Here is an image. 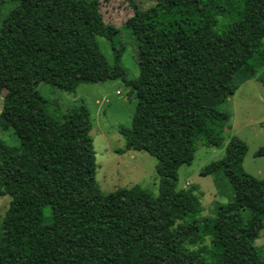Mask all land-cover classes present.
I'll return each mask as SVG.
<instances>
[{
    "label": "trees",
    "instance_id": "1",
    "mask_svg": "<svg viewBox=\"0 0 264 264\" xmlns=\"http://www.w3.org/2000/svg\"><path fill=\"white\" fill-rule=\"evenodd\" d=\"M0 28V264H264V179L243 167L246 142L231 137L204 176L223 172L233 198L215 217L194 189L179 188L197 142L226 143L231 115L220 109L238 86L264 83V0H156L126 22L138 46L140 75L128 78L123 48L111 65L98 37L113 45L99 0H16ZM220 18L229 19L219 31ZM122 80L137 100L126 148L157 159L159 194L139 185L104 194L95 181L93 120L85 104L63 118L37 89L67 92L80 83ZM264 157V148L256 153Z\"/></svg>",
    "mask_w": 264,
    "mask_h": 264
},
{
    "label": "rangeland",
    "instance_id": "2",
    "mask_svg": "<svg viewBox=\"0 0 264 264\" xmlns=\"http://www.w3.org/2000/svg\"><path fill=\"white\" fill-rule=\"evenodd\" d=\"M141 10L155 5L156 0H133ZM100 11L105 23L119 29L115 45L106 37L99 36L100 48L111 65L115 64L116 50L123 48L121 65L128 78L135 80L140 75L138 46L126 22L134 15L135 7L129 0H99ZM17 5L16 0H0V28L3 20ZM229 19L220 18L218 30L226 28ZM38 91L46 97L50 109L57 117L63 118L73 107L85 104L92 115L93 146L96 153L95 181L101 192L108 194L119 188L139 185L154 195L159 194L157 159L147 152L124 150L127 138L122 130L131 129L137 100L131 89L122 80H109L95 84L80 83L72 93L60 87L40 82ZM0 94V111L3 109ZM220 109L231 115V128L224 135L226 143L222 148H213L197 142V150L191 165L178 170L179 188L194 189L200 198L204 212L201 217H215L219 204H227L233 198L232 187L223 172L204 176L201 170L213 161L220 160L226 153L231 137H238L248 146L243 162L245 171L259 179H264V157L256 153L264 148V83L250 82L240 90L235 98H229ZM234 116V117H233ZM0 140L9 147H18L20 140L10 128L0 127ZM11 196L0 197V240L3 236V221L11 203ZM256 247L264 258V228L256 240Z\"/></svg>",
    "mask_w": 264,
    "mask_h": 264
},
{
    "label": "crops",
    "instance_id": "3",
    "mask_svg": "<svg viewBox=\"0 0 264 264\" xmlns=\"http://www.w3.org/2000/svg\"><path fill=\"white\" fill-rule=\"evenodd\" d=\"M253 81H258V79H257V78H253V79H250V80H247V81L241 83V84L238 86V88H237V90L235 91V93H234L230 98H235V96L238 94V92H239L240 90H243V87L247 86L250 82H253ZM233 117H234V116H233Z\"/></svg>",
    "mask_w": 264,
    "mask_h": 264
}]
</instances>
